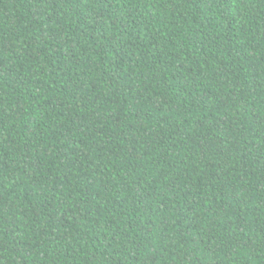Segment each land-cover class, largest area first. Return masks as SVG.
Masks as SVG:
<instances>
[{"label": "trees", "instance_id": "trees-1", "mask_svg": "<svg viewBox=\"0 0 264 264\" xmlns=\"http://www.w3.org/2000/svg\"><path fill=\"white\" fill-rule=\"evenodd\" d=\"M0 264H264V0H0Z\"/></svg>", "mask_w": 264, "mask_h": 264}]
</instances>
